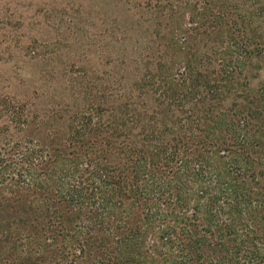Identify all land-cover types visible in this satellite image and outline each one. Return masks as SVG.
Here are the masks:
<instances>
[{"label":"trees","instance_id":"16d2710c","mask_svg":"<svg viewBox=\"0 0 264 264\" xmlns=\"http://www.w3.org/2000/svg\"><path fill=\"white\" fill-rule=\"evenodd\" d=\"M186 56L178 72L145 75L148 116L96 126L84 115L66 153L31 138L0 145V194L28 196L47 224L31 242L60 241L63 264H264V85L245 111L218 109L240 66L197 69Z\"/></svg>","mask_w":264,"mask_h":264},{"label":"rangeland","instance_id":"374dc122","mask_svg":"<svg viewBox=\"0 0 264 264\" xmlns=\"http://www.w3.org/2000/svg\"><path fill=\"white\" fill-rule=\"evenodd\" d=\"M186 53L197 69L240 66L217 108L245 111L264 85V0H0V100L26 119L0 111V145L31 138L66 153L84 115L96 126L148 116L157 94L140 92L145 75L178 72ZM12 197L0 194V264H63L60 241L31 242L47 234L41 212Z\"/></svg>","mask_w":264,"mask_h":264}]
</instances>
